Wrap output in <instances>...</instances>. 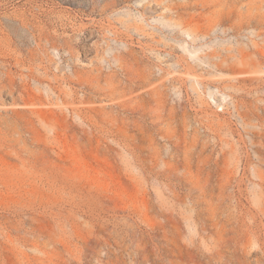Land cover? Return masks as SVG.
<instances>
[{"label":"rangeland","instance_id":"1","mask_svg":"<svg viewBox=\"0 0 264 264\" xmlns=\"http://www.w3.org/2000/svg\"><path fill=\"white\" fill-rule=\"evenodd\" d=\"M0 264H264V0H0Z\"/></svg>","mask_w":264,"mask_h":264}]
</instances>
